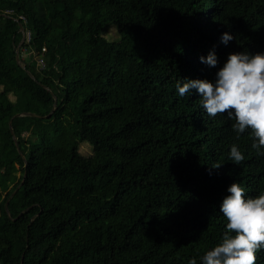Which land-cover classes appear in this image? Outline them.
Here are the masks:
<instances>
[{"label":"trees","instance_id":"1","mask_svg":"<svg viewBox=\"0 0 264 264\" xmlns=\"http://www.w3.org/2000/svg\"><path fill=\"white\" fill-rule=\"evenodd\" d=\"M23 31L41 70L16 59ZM236 53H264V0H0V264H202L264 156L175 85Z\"/></svg>","mask_w":264,"mask_h":264},{"label":"clouds","instance_id":"2","mask_svg":"<svg viewBox=\"0 0 264 264\" xmlns=\"http://www.w3.org/2000/svg\"><path fill=\"white\" fill-rule=\"evenodd\" d=\"M234 37L224 33L221 43L227 45ZM201 63L215 68L218 59L214 52L200 58ZM176 90L181 97L196 89L202 107L210 117L227 114L234 120L232 130L239 139L250 130L251 148L264 156V53L229 54L226 63L217 71L215 81L178 80ZM229 158L239 165L245 156L235 144ZM217 164L212 168L219 169ZM220 212L227 221L222 240L201 257L202 264H257V253L264 249V192L245 198L246 190L238 182L227 188ZM189 264H197L191 259Z\"/></svg>","mask_w":264,"mask_h":264},{"label":"rangeland","instance_id":"3","mask_svg":"<svg viewBox=\"0 0 264 264\" xmlns=\"http://www.w3.org/2000/svg\"><path fill=\"white\" fill-rule=\"evenodd\" d=\"M105 36L108 39H115L117 36L116 29L114 27L108 28L105 31ZM27 43H28V32L23 31V34L21 35V40H20L18 47H17V50H16V53H17L16 55L18 56L19 59H22L24 61H29L32 59L35 60V62H36L35 69L41 70L43 68V64L41 63L42 58L39 55L32 56L31 58H29L30 57L29 55L31 52L27 47ZM27 136H28V133L23 134V137L26 138ZM81 152L84 155H89L90 149L86 145H81Z\"/></svg>","mask_w":264,"mask_h":264},{"label":"water","instance_id":"4","mask_svg":"<svg viewBox=\"0 0 264 264\" xmlns=\"http://www.w3.org/2000/svg\"><path fill=\"white\" fill-rule=\"evenodd\" d=\"M21 28V27H20ZM16 59L17 60H19V58H18V56L16 55ZM53 111V110H52ZM51 111V112H52ZM22 115H26V114H22ZM22 115H20V114H17V115H15V117H17V116H22ZM28 115H31V116H38V115H35V114H28ZM14 141H15V138H14ZM25 177V171H24V174H23V178ZM22 182H23V180H22ZM22 182H21V184H22ZM18 189V187L16 188V190ZM16 190L15 191H13V193L11 194V196L16 192ZM5 207H6V205H5Z\"/></svg>","mask_w":264,"mask_h":264},{"label":"built area","instance_id":"5","mask_svg":"<svg viewBox=\"0 0 264 264\" xmlns=\"http://www.w3.org/2000/svg\"><path fill=\"white\" fill-rule=\"evenodd\" d=\"M28 40H29V33H28ZM41 63H42V60H41ZM43 64V63H42Z\"/></svg>","mask_w":264,"mask_h":264}]
</instances>
